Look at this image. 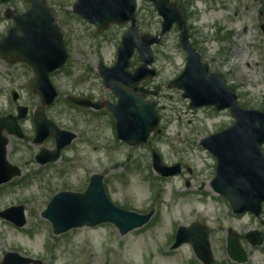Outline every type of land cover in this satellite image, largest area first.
Instances as JSON below:
<instances>
[{
    "label": "rangeland",
    "instance_id": "1",
    "mask_svg": "<svg viewBox=\"0 0 264 264\" xmlns=\"http://www.w3.org/2000/svg\"><path fill=\"white\" fill-rule=\"evenodd\" d=\"M171 1L182 11L192 44L202 61L210 65V71L222 76L243 108L264 111V0ZM47 2L63 27L70 54L67 66L51 76L60 97L47 114L59 127L79 137L63 151L58 162L44 166L35 161L40 146L33 143L32 116L21 121L26 138H10V158L21 167L23 175L0 186V210L25 206L27 224L19 228L0 217V264L8 252H18L41 264H203L190 244L170 249L178 227L195 222L208 227L213 264H238L226 253L229 229L244 233L261 230V226L251 215L235 216L228 201L213 191L217 161L201 146L205 137L232 126L235 119L228 110L191 108L183 91L169 85L187 63L178 26L153 48V67L158 76L142 83L150 89L160 86L159 93L150 97L157 103L160 124L147 143L131 146L118 139L110 111L79 108L67 100L77 96L117 102L98 68L100 63L108 67L116 63L118 47L131 24L110 25L98 33L94 25L73 12L77 0ZM162 21L150 0H138L141 34H158ZM5 23L0 26L3 35ZM140 63L135 54L131 69ZM33 77L24 64L3 69L0 113L16 111L12 106L13 90L20 94L19 104L31 110L41 104L30 87ZM43 146L54 150L55 141L50 138ZM154 150L166 166L180 165L182 172L166 178L156 173ZM94 174L104 177L107 195L114 205L139 214L154 209L150 222L126 235L109 223L55 234L42 212L59 192H85ZM139 243L143 245L134 249ZM245 264H264V254L254 252Z\"/></svg>",
    "mask_w": 264,
    "mask_h": 264
},
{
    "label": "water",
    "instance_id": "2",
    "mask_svg": "<svg viewBox=\"0 0 264 264\" xmlns=\"http://www.w3.org/2000/svg\"><path fill=\"white\" fill-rule=\"evenodd\" d=\"M7 1L0 0V3ZM30 1L32 6L26 14L16 16L9 9L8 16H14L17 26L11 29L8 37L4 39V49L21 50L18 58L31 64L37 74L31 82L32 88L41 94L45 105H51L58 97V92L51 83L49 74L63 67L69 55L64 33L45 0ZM151 1L164 18L163 31L158 36H139L135 0H78L74 5V10L95 24L100 32L112 23L133 21L130 30L123 37L117 64L112 68L100 65V73L105 84L119 98L117 104L107 103L116 117L119 138L132 145H138L147 142L150 134L158 126L160 117L156 104L146 99L147 94H156L157 91L152 92L140 87L139 83L156 76V70L149 67L154 62L151 46L159 43L162 35L177 22L182 29V44L188 52V65L172 85L184 90V96L191 99V107L215 106L218 110L230 108L236 118L232 127L202 141V144L218 158L217 173L212 185L217 192L228 197L236 213L252 211L260 214L261 203L264 201V156L261 151L264 144V112L242 108L237 102V95L229 89L220 74L209 73V65L202 63L200 54L188 40L186 25L175 4L170 3V0ZM136 49L141 56L142 64L135 72H131L128 68ZM69 99L80 106L102 108V103L88 99ZM19 112V118H24L27 108L20 107ZM35 121L37 126L35 142L42 144L47 137L53 136L57 143L55 151L42 148L36 159L41 164L58 161L62 150L70 145L77 135L58 128L47 118L43 108L36 112ZM4 129L10 134L24 137L14 116L0 118V184L22 174L19 167L10 165L6 159L8 139L2 135ZM154 169L165 177L181 172L179 165L174 167L164 165L155 151ZM153 214L154 211L140 215L112 204L106 194L103 176L99 174L91 177L85 193L61 192L54 196L47 210L43 212V216L52 222L54 231L58 234L84 225L94 227L111 222L118 227L122 235H125L145 225ZM0 216L21 227L26 224L23 206L0 211ZM253 237L255 236H251V240ZM257 239L255 238L253 242L261 244L262 240ZM187 242L191 243L204 264L213 263L206 226L200 223H194L190 227L181 226L172 249ZM229 252L235 258L242 255L241 261H246L245 253L236 237L229 238ZM33 263L39 264L40 261L16 252L7 253L2 262V264Z\"/></svg>",
    "mask_w": 264,
    "mask_h": 264
},
{
    "label": "flooded vegetation",
    "instance_id": "3",
    "mask_svg": "<svg viewBox=\"0 0 264 264\" xmlns=\"http://www.w3.org/2000/svg\"><path fill=\"white\" fill-rule=\"evenodd\" d=\"M15 6L14 7H16L17 8V12L18 13H22V12H26V11H28V9H29V7H30V4L28 3V2H22V3H20V4H14ZM3 7V8H2ZM0 6V26L4 23V21L6 22L5 23V25H4V29H5V31L7 30H9V28H10V26L11 25H14L15 23L12 21V20H8V19H6L5 18V16H4V13H5V10H6V8L8 7V6ZM3 17H4V19H3ZM3 38V34H2V32L0 31V40ZM3 63H5V64H3ZM16 64H22V63H12V62H10V61H8V60H6V59H4L3 57H2V54L0 53V89H2V86H3V69L4 68H8L9 66H14V65H16ZM24 64V63H23ZM1 93H2V91H0V98H1ZM0 101H1V99H0ZM0 105H1V102H0ZM17 107V105H15V108ZM48 110V109H47ZM0 115L2 116L3 114L2 113H0ZM11 153V152H10ZM10 153H9V156H10ZM11 159V158H10ZM262 208H263V211H264V204H263V206H262ZM255 219H257L260 223H263V221H264V219L263 218H255ZM262 235H263V238H264V228H263V230H262ZM240 239H241V242L242 241H244V240H246V234H240ZM263 249V250H262ZM256 251H262V253L264 254V245L262 246V247H254V246H250L249 248H248V252H249V259H250V257L251 256H253V254H254V252H256Z\"/></svg>",
    "mask_w": 264,
    "mask_h": 264
},
{
    "label": "bare ground",
    "instance_id": "4",
    "mask_svg": "<svg viewBox=\"0 0 264 264\" xmlns=\"http://www.w3.org/2000/svg\"><path fill=\"white\" fill-rule=\"evenodd\" d=\"M140 245H143V244H142V243L136 244V245L134 246V249L137 248V247L140 246ZM172 262H173V261H164L163 264H172Z\"/></svg>",
    "mask_w": 264,
    "mask_h": 264
}]
</instances>
